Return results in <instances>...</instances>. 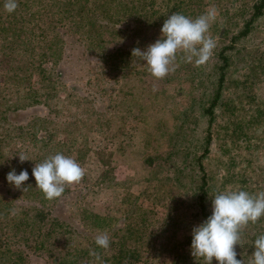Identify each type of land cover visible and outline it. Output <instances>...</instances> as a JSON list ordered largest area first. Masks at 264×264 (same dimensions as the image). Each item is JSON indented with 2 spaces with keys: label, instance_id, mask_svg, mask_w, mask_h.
<instances>
[{
  "label": "rangeland",
  "instance_id": "obj_1",
  "mask_svg": "<svg viewBox=\"0 0 264 264\" xmlns=\"http://www.w3.org/2000/svg\"><path fill=\"white\" fill-rule=\"evenodd\" d=\"M26 1L30 5L31 13H34L38 7L36 1ZM177 1L154 0V16L147 18L146 22L152 20L157 23L166 20L177 10ZM249 2L250 0L204 1L206 10L211 6L220 7L222 10H217L218 14L208 33L215 42L226 24L231 23L234 29L238 28L242 16L234 15L235 10L241 7L243 13L246 12ZM108 4L109 1L106 0L105 7ZM38 25L33 23L28 27L33 29L34 36L39 33ZM29 41V46L36 48L31 54L34 65L47 69L41 55L42 50L47 51L46 44L36 38H29ZM241 46L251 49V53L255 55L264 53V18L256 24L250 39L243 41ZM77 47L74 43L65 45L63 51L68 54L71 49ZM125 50L124 56L118 57L127 64L121 68L115 63L107 64L104 72H101L103 67L99 59L91 54L81 60L80 51L75 52L73 58L60 56L49 68V73H45L51 76V82L44 80L36 71L29 76L28 66V73L20 75L24 78L21 87H27L25 90L13 85L11 81L6 84L3 77L4 68H0V114L5 109L4 105L9 103L22 105V101L26 100L27 104L31 105L23 111L9 114L8 123L0 119V229L10 243L9 251H6L7 247L3 248L5 260L1 264H14L16 256L15 244L18 239L12 236L9 222H17L21 218L18 216L24 214L32 218L37 208L44 207L55 208L59 216L78 227V220L73 217L80 209L77 206V195L80 192L83 194L82 214L90 221L107 228L120 224L125 211L135 202L136 206L151 215L160 227L167 214L163 200L166 199L167 203H170V200L179 198L186 202L190 197L191 191L189 188L185 189V181L180 188H175L170 180L174 167L172 161L181 163V159L175 154H169L178 150L180 155L188 152L192 158L195 154L199 155L195 147L205 137L206 123L198 117L186 121L181 114L183 110L190 111L193 108L189 106L190 98L200 89L196 92L193 90L199 87H196V84L199 85L197 80L201 73L210 71L212 60L209 59L205 65L196 67L184 62L178 55L175 71L163 79L156 80L143 72L144 62L135 56L132 57V49ZM214 51L215 49L213 53ZM0 52H3V49H0ZM9 56L10 60L17 59L15 52H9ZM116 56L113 57L114 61ZM120 63L122 64L121 60ZM253 63L251 60L247 68H242V76H239L241 81H244L245 73H251L253 76L260 74L252 69ZM14 66L15 64L11 65ZM122 68H125L123 75L120 72ZM22 69L26 70V67L22 65ZM58 70L63 74L59 78L55 77ZM131 71L136 73V77L131 78L138 81L134 84L137 87L129 83L127 78ZM234 78L235 73L231 75L230 81ZM258 78L260 82L256 86H253L252 82V85L246 84L247 97H244L243 101L248 110L252 109L248 98L252 100L254 94L264 101V75L260 74ZM83 79H89L92 85L86 86ZM192 111H195L196 115L199 112L197 108ZM233 113L231 110H225L217 115L212 129L210 152L204 161L213 196L225 190H244L250 194L264 191L263 125L258 127V121L250 125L244 122L243 129L234 133V125L231 123L242 113ZM34 116L36 118H33ZM37 117L42 120H37ZM43 121L47 123L43 124ZM9 124L15 128H25L21 134L15 131L12 133L8 128ZM182 148L185 150L182 151ZM56 153L75 159L85 169V175L79 183L66 187L61 197L50 202L35 188L32 168ZM20 154H25L29 161L21 163ZM182 160L181 166L189 165L190 160ZM13 169L17 174L27 170L29 180L25 182L24 187H32L22 192L9 185L6 176ZM105 176L112 178L110 188L96 187V182L103 186L106 184ZM13 208L17 209L14 216L10 214ZM181 211L184 214L186 212V216L190 213L187 208H182ZM261 218V223L256 224L249 232L252 240L264 234V217ZM186 222L188 223L187 218L181 224L183 228ZM195 226L198 224L190 225L189 222L187 233L191 234ZM181 232L175 236L185 235ZM30 242L33 244L32 239ZM235 248L238 253L241 247L236 245ZM27 253L25 249L23 260L19 264H47L43 257L28 256ZM160 263L170 262L168 258H163ZM213 264L217 262L213 261Z\"/></svg>",
  "mask_w": 264,
  "mask_h": 264
},
{
  "label": "trees",
  "instance_id": "obj_2",
  "mask_svg": "<svg viewBox=\"0 0 264 264\" xmlns=\"http://www.w3.org/2000/svg\"><path fill=\"white\" fill-rule=\"evenodd\" d=\"M34 1L38 6L34 13H31L30 5L26 0H17L18 8L9 14L3 7L5 0H0V49H3V52H0V68H4V82L7 84L11 81L18 88L24 80L20 75L28 73V66L30 67L29 76L36 71L44 80L51 82V76L45 73H49V68L57 62V58L60 56L67 59L73 58L77 51H80L79 60L89 57L90 54L98 58L103 67L101 72H104L106 65L110 63H115L121 68L127 63L124 64L125 62L118 55L123 57L125 49L140 48L143 51L148 45L155 43L161 35V28L165 21L146 22L147 18L154 16V0H107L109 1L107 7H105L106 0H32ZM204 1L178 0L175 12L194 19L206 12L207 6ZM216 9L222 11L220 7ZM238 14L242 16L240 25L237 29H234L231 23L222 27L223 32L216 37L218 45L210 58L212 60L210 71L201 73L197 80L199 85L196 84V87H199L193 91L200 89L198 93L194 96L192 93L189 94L190 97L192 96L189 106L197 108L199 112L196 115L192 108L190 111L183 110L181 114L186 121L198 117L204 119L206 123L205 137L195 147L199 155L195 154L192 158L189 157L188 152L180 155L178 150H173L174 153L169 154V156L175 154L181 159V163L172 161L174 167L170 180L173 181L175 188H180L183 181L186 182L185 189L189 188L191 191L187 203L179 198L170 200V203L164 199L163 206L167 214L163 224L158 227V223L151 215L137 207L135 202L125 211L120 224L114 228H107L90 221L82 214L83 194L80 192L77 195V206L80 209L73 217L78 220V227H74L67 222V219L59 216L55 208L45 209L44 207L37 208L32 218L24 214L18 216L21 218L17 222L8 223H11L12 236L18 239L15 244L14 264H19L23 260L25 249L28 251V256L43 257L47 264H161L160 259L163 258H168L169 264H203L202 260H196L191 255L192 235L187 233V228L189 222L190 225L195 223L200 225L211 215L212 187L204 161L210 152L212 129L217 115L225 110H231L233 114L242 113L238 115L239 118L236 121L231 123L234 125V133L243 129L244 122L250 125L258 121V127L263 125L264 130V101L256 94L253 95L252 100L248 98L252 103V105L249 104L252 107L251 110L246 108L243 101V98L247 97V85H252V82L253 86H256L260 82L258 78L260 74L264 75V53L255 55L251 53V49L241 46L243 41L250 39L256 24L264 18V0H250L246 12L243 13L241 7L235 10L234 15ZM33 23L39 24L37 36H34L35 32L32 28L28 29ZM49 37H51L50 40H48ZM29 38L40 39L44 41L43 44H46L47 51L42 50L41 55L47 69L34 65L31 54L36 48L29 46ZM73 43L78 47L67 51L68 54L64 53L63 47ZM11 51L15 52L17 59L10 60L9 52ZM115 55L117 56L114 61ZM251 60L254 61L251 64L252 69L259 71L260 74L253 76L251 73H245L244 81H241L239 79V76H242L241 70L247 68ZM12 64L15 66L11 67ZM22 65L26 67V70L22 69ZM124 69L120 71L122 75ZM252 69L248 70L252 71ZM143 72L146 75L149 74L145 67ZM233 73L236 78L230 81ZM62 75V71L58 70L55 77L59 78ZM131 77L135 78L136 73L131 71L127 77L129 83L136 86L134 84L138 81H134ZM85 85L89 87L92 82L87 79ZM21 88L25 90L27 87ZM262 88L264 90V87ZM2 100L5 102L4 98ZM22 102V105L18 103L4 105L5 109L0 114L2 122L8 123L9 114L31 107L26 100ZM37 120L42 119L37 117ZM44 123L47 121H43ZM8 128L12 133L15 131L21 134L25 127L15 128L9 124ZM184 150L185 148H182V151ZM182 159L190 160L189 165L181 166ZM111 180V177L105 176L106 184L103 186L100 182H96L95 186L109 189V185H112ZM182 208L190 209V213L186 216V212L184 214L181 211ZM185 217L188 223L186 222L183 228L181 224L185 221ZM262 220L263 218H260L257 223H250L242 230L241 241L238 244L242 249L240 248L236 258L244 260L245 264H248L250 255L252 256L255 250L253 247L255 239L252 240L249 232ZM181 231L185 235L175 236ZM101 233H107L110 238V246L106 250L98 248L95 244L96 236ZM31 239L33 244L30 242ZM9 244L8 238L0 229V264L5 260L3 248L7 247L6 251H9ZM93 250L99 253V261L90 255V251Z\"/></svg>",
  "mask_w": 264,
  "mask_h": 264
},
{
  "label": "clouds",
  "instance_id": "obj_3",
  "mask_svg": "<svg viewBox=\"0 0 264 264\" xmlns=\"http://www.w3.org/2000/svg\"><path fill=\"white\" fill-rule=\"evenodd\" d=\"M4 10L11 14L18 8L17 0H5ZM215 6L196 18L181 13H172L163 22L160 38L145 50L134 48L135 56L144 62L146 71L156 80L165 78L175 71L177 57L189 64L200 67L206 64L216 47L215 40L208 34L211 24L217 16ZM21 163L29 161L25 154L19 155ZM85 175V169L72 157L62 153L49 155L32 168L35 188L40 190L44 199L53 201L62 196L66 187L79 183ZM6 180L9 185L22 192L29 180L27 170L19 174L15 169L8 172ZM11 215L17 209L10 210ZM264 217V191L250 194L244 190H225L211 198V215L192 230L191 255L203 264H245L238 260L235 246L240 244L242 230L250 223H257ZM95 244L100 249H108L110 238L107 233L96 236ZM254 252L248 264H264V234L254 240ZM90 255L100 260L95 250Z\"/></svg>",
  "mask_w": 264,
  "mask_h": 264
}]
</instances>
